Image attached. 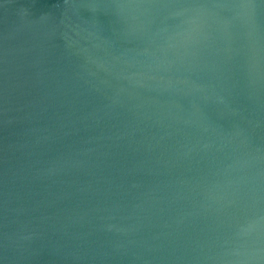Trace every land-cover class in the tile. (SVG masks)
<instances>
[{
  "label": "water",
  "instance_id": "1",
  "mask_svg": "<svg viewBox=\"0 0 264 264\" xmlns=\"http://www.w3.org/2000/svg\"><path fill=\"white\" fill-rule=\"evenodd\" d=\"M0 264H264V0H0Z\"/></svg>",
  "mask_w": 264,
  "mask_h": 264
}]
</instances>
